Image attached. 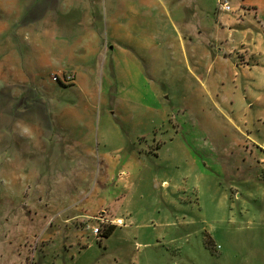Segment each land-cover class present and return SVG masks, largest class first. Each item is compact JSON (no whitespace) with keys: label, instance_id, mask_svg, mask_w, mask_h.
<instances>
[{"label":"rangeland","instance_id":"1","mask_svg":"<svg viewBox=\"0 0 264 264\" xmlns=\"http://www.w3.org/2000/svg\"><path fill=\"white\" fill-rule=\"evenodd\" d=\"M56 198L126 226L57 253ZM32 261L264 264V0H0V264Z\"/></svg>","mask_w":264,"mask_h":264},{"label":"crops","instance_id":"2","mask_svg":"<svg viewBox=\"0 0 264 264\" xmlns=\"http://www.w3.org/2000/svg\"><path fill=\"white\" fill-rule=\"evenodd\" d=\"M89 161H93V158H89ZM102 163H103V166L105 167V175L109 176V178H112L114 177V174H117L118 176L122 173H125V172H128V173H131L128 169V170H123V169H118V166H119V161H122V160H117V158H102ZM124 166H126V164H124ZM90 172H88L89 175ZM121 176V175H120ZM129 176V175H128ZM50 176H46V175H43V174H38L36 179H37V182H36V188H38L40 191H43L47 188H45V186L47 185V187L49 189H53V186L54 183H47L45 182L46 179H49ZM117 178V177H115ZM89 179V177H88ZM122 180V179H121ZM120 180V184L121 181ZM119 182V180H118ZM129 188H127V185L124 183V186L120 189V190H128ZM54 193V191L52 192V194ZM118 198V197H117ZM115 198V199H117ZM72 201V200H71ZM47 212H49L50 214L45 216V220H47L48 218L51 219V216H61L64 215L65 213H70L71 212V215L68 216V218L65 220V223H68V222H72L73 220H77V224H79L81 227L80 229L78 228L77 224H75L74 226L77 228L76 232H75V238L76 239H73V237L71 238V243L68 242V243H65L64 245H61L59 246L58 248H56V252H60L63 250L64 247H71L70 249L73 250V247L76 243H81V240H83V237H85V231H87L88 235H92L96 240L98 239L97 237H95L91 231H88L86 230V224L89 223V221L91 219H93L94 217H96L99 213H100V210H97L95 211V209L91 208V206H86L85 209L83 208H79L78 206H74V204L72 205V203H62L60 201V199L56 198V202H54V205L49 208V210H47ZM92 212V213H90ZM122 219V218H121ZM86 223V224H85ZM126 226V225H125ZM54 241V237L53 236H47L45 238L42 239V241H40V243L38 244L37 246V249L40 247V244L43 246L42 249L43 250H46V248L50 245V243H53ZM34 248V247H33ZM31 247V249H33ZM28 250V248H26V251ZM55 252V250H54ZM32 252L30 251L29 249V253L26 252L27 256H29ZM76 253V252H75ZM27 259V258H26ZM33 264H35L33 261H32Z\"/></svg>","mask_w":264,"mask_h":264},{"label":"built area","instance_id":"3","mask_svg":"<svg viewBox=\"0 0 264 264\" xmlns=\"http://www.w3.org/2000/svg\"><path fill=\"white\" fill-rule=\"evenodd\" d=\"M221 5L225 11H232V8H231L228 1H222ZM96 220H97L98 224L96 226H93V227H91L89 224H86V230L91 231L92 234L97 238H99V236L102 234V232L104 231V229L107 226L113 225L116 227H122V226L126 225L123 219L114 218L112 220H108L104 214L97 217Z\"/></svg>","mask_w":264,"mask_h":264},{"label":"trees","instance_id":"4","mask_svg":"<svg viewBox=\"0 0 264 264\" xmlns=\"http://www.w3.org/2000/svg\"><path fill=\"white\" fill-rule=\"evenodd\" d=\"M116 229V226H113V225H110V226H107L104 231L102 232V234L99 236V239L100 238H108L109 236H111L114 231Z\"/></svg>","mask_w":264,"mask_h":264}]
</instances>
